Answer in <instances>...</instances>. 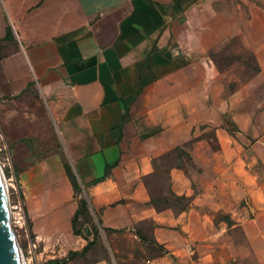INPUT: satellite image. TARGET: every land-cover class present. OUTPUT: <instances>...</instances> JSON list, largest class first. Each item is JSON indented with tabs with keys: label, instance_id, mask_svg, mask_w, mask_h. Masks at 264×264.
<instances>
[{
	"label": "crops",
	"instance_id": "1",
	"mask_svg": "<svg viewBox=\"0 0 264 264\" xmlns=\"http://www.w3.org/2000/svg\"><path fill=\"white\" fill-rule=\"evenodd\" d=\"M218 2L180 9L175 0H0V92L16 94L35 81L61 144L29 166L14 158L41 254L51 245L71 252L88 244L72 230L78 202L69 164L110 229L116 264H264V205L251 199L252 214L235 212V182L223 178L232 164L215 158L234 153L222 128L214 132L218 146L195 138L187 165L168 169L171 190L189 197L185 208H157L146 180L155 157L209 118L197 116L203 101L192 104L187 95L202 86V54L239 32L229 8L220 22ZM167 124L181 131L173 137ZM145 125L162 128L143 135ZM60 258L53 253L42 264Z\"/></svg>",
	"mask_w": 264,
	"mask_h": 264
},
{
	"label": "rangeland",
	"instance_id": "2",
	"mask_svg": "<svg viewBox=\"0 0 264 264\" xmlns=\"http://www.w3.org/2000/svg\"><path fill=\"white\" fill-rule=\"evenodd\" d=\"M193 1L195 0H183L182 5ZM219 1L215 8L220 10V22H227L229 8L239 32L230 40L209 48L202 54L203 70L197 79L202 86L197 92L189 91L187 95L192 104L203 101L197 116L209 118L195 124L188 131L187 140L155 157L156 169L146 180L154 199L160 200L168 195L169 167L187 165V149L195 138L204 136L209 138L211 147L218 146L214 132L216 128H222L230 136V145L225 148L233 146L234 153L228 156L223 152L215 158L221 167L232 164L233 168L223 178L234 180L235 186L230 191L232 190V199L237 204L235 212L238 213L241 208L247 216L255 211L250 204L251 199L257 202L259 209L264 205V0ZM222 30L225 32L227 29L224 27ZM207 38L209 36L205 35L204 39ZM161 128L160 125H145L143 135L158 132ZM170 131L174 137L181 130L178 125H174ZM15 145L17 150L13 152ZM59 146L58 129L50 119L46 100L35 81L32 80L26 89L16 94L0 92V168L5 182L13 172L17 185H21L14 158L24 166H29ZM204 148L199 146V150ZM7 157H10V164ZM7 192L9 197L14 196L13 188L8 184ZM11 226L22 256L30 263L42 264L53 253L68 256L69 252L56 250H60L61 246L51 245L50 249L41 254L38 245H35L30 257L28 247L34 239L29 229L25 230L12 222ZM90 237L94 238L90 240L88 249L71 256L70 264H88L101 258L106 259L109 264H116L106 232L100 229L96 236Z\"/></svg>",
	"mask_w": 264,
	"mask_h": 264
},
{
	"label": "trees",
	"instance_id": "3",
	"mask_svg": "<svg viewBox=\"0 0 264 264\" xmlns=\"http://www.w3.org/2000/svg\"><path fill=\"white\" fill-rule=\"evenodd\" d=\"M175 2L177 5V8L181 9L183 7L182 5L183 0H175ZM110 165L111 164L107 165L106 171L101 176V178L107 174L108 167ZM65 169H66L67 176L71 180L73 190H74V196L77 197V202H78L77 208L71 219L72 230L75 234H81L85 236L88 239L89 243L80 251H71L69 252L68 256L64 258L49 260L44 264H63V262H65L71 256L75 254L84 253L88 249L89 244L91 242L90 240L94 238V237L91 238L90 236H96L99 233L100 229H102L103 231L110 230L109 228L102 226L100 219L94 216L93 210L89 203V198L84 193L82 184L79 182L77 175L75 174L73 169L70 167L69 164H65ZM167 178H168V183H167L168 184L167 185L168 195L162 197L160 200L154 199L151 195V202H153V204H155L157 208H164L167 206H174L177 209L185 208L189 203V197L175 194L171 190L170 185H169L168 172H167ZM81 218H83V221H81ZM89 222H91L92 227L91 225H89Z\"/></svg>",
	"mask_w": 264,
	"mask_h": 264
},
{
	"label": "water",
	"instance_id": "4",
	"mask_svg": "<svg viewBox=\"0 0 264 264\" xmlns=\"http://www.w3.org/2000/svg\"><path fill=\"white\" fill-rule=\"evenodd\" d=\"M0 264H23L10 222L8 193L0 168Z\"/></svg>",
	"mask_w": 264,
	"mask_h": 264
},
{
	"label": "built area",
	"instance_id": "5",
	"mask_svg": "<svg viewBox=\"0 0 264 264\" xmlns=\"http://www.w3.org/2000/svg\"><path fill=\"white\" fill-rule=\"evenodd\" d=\"M10 157H7L9 164L11 163ZM7 184L12 186L14 196L11 198L8 196V204H9V216H10V222H12L14 225H17L25 230H28V221L27 216L24 208L23 201L20 197L21 195V185L20 188L17 185V180L15 174L12 172L9 177L7 178ZM8 193V192H7ZM35 242L31 241L30 246L28 247V252L31 254L30 257H32L33 249L35 246ZM24 264H33L30 263L29 260L24 259Z\"/></svg>",
	"mask_w": 264,
	"mask_h": 264
},
{
	"label": "bare ground",
	"instance_id": "6",
	"mask_svg": "<svg viewBox=\"0 0 264 264\" xmlns=\"http://www.w3.org/2000/svg\"><path fill=\"white\" fill-rule=\"evenodd\" d=\"M19 254H20V257H21L22 263L24 264V260H23V256H22V254H21L20 248H19Z\"/></svg>",
	"mask_w": 264,
	"mask_h": 264
}]
</instances>
